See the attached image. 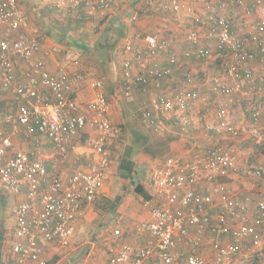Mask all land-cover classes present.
<instances>
[{"label":"crops","instance_id":"crops-1","mask_svg":"<svg viewBox=\"0 0 264 264\" xmlns=\"http://www.w3.org/2000/svg\"><path fill=\"white\" fill-rule=\"evenodd\" d=\"M182 5L181 12H176L172 8V0H114L110 11L94 12L98 19L87 23L92 13L84 9L73 13L60 11L53 4L20 0V8L30 20L28 30H21L20 35L40 39L43 52H49L46 56L49 72L56 76L65 73L71 84L72 98L83 106L95 97L92 82L101 81L111 107L110 118L118 131L116 145L108 146L109 162L102 188L95 203L86 207L84 218L76 222L69 246L64 248L57 242L40 241L43 256L49 264H108L124 245L144 247L148 237L140 235L137 228L140 223L151 219L152 208L160 199L153 185V175L173 157L188 162L207 161L213 150L235 151L238 162L227 176L218 177V181L228 185L237 202H243L246 196L251 198L245 215L250 223L257 215L259 203L264 202V177L258 178L252 172L264 165V98L256 95L246 99L213 92L216 79L233 85L222 69L223 60L214 54L205 64L186 57L198 46L207 47L210 42L206 36L208 28L194 24L195 17L206 15V2L182 0ZM236 9L239 8H229L225 13L235 18L234 30L240 36L245 37V31L248 33L250 30L255 34L260 26H264L263 10H256L249 20L251 27L247 29L241 24L243 11ZM134 16H137L136 21H133ZM84 26L91 27V30L86 32ZM192 30L202 34L195 45L189 40ZM151 35L173 42L179 59L172 76L163 81L162 89L165 92L185 90L199 94L194 110L169 114L162 128L144 118L145 112L152 109V89H133V99L125 94L128 82L139 70L133 55H128L133 68L124 66L128 58L125 47L131 43L136 48L145 49L144 39ZM251 50L255 53L251 67L257 77H262L264 56L253 44ZM158 60L160 66H169L166 54H161ZM26 69L25 63L17 61L21 80ZM190 73L199 77L198 81L188 83L186 76ZM41 92L50 95L45 88ZM23 104L25 102L19 96L0 88V132L12 141L9 156L17 151L23 152L32 160L43 163L49 174L62 179L78 171H90L96 166L98 156L91 147V140L98 138L100 133L93 126L88 125L72 141L70 153L64 159L46 136L39 133L30 135L27 128L19 123V110ZM221 110L225 111L224 120L218 117ZM257 112H260L259 121L255 120ZM11 115L14 120L10 121ZM131 118H135V122H139L146 131L130 132L126 124ZM224 123L233 127L235 132L207 128L208 124L216 129L222 128ZM149 130L155 137H160L159 140H151ZM134 136L138 139L134 140ZM208 185L204 181L188 185L186 189L205 194ZM25 201L27 188L19 194L0 190V264H14L16 207ZM214 204L215 207H206L203 212L204 217L212 218V223L201 244H195L198 238L196 228L189 227V237L178 243L175 251L178 259L174 264H184L186 257L194 254L204 258L207 264H216L213 243L219 241L227 245L235 242L232 236L219 231L216 214L222 207L216 195ZM232 225L238 227L240 224L233 221ZM116 231L120 234L116 235ZM261 232L260 245L255 247L249 240L243 242L234 264H264V228ZM145 264L164 263L156 253Z\"/></svg>","mask_w":264,"mask_h":264},{"label":"built area","instance_id":"built-area-1","mask_svg":"<svg viewBox=\"0 0 264 264\" xmlns=\"http://www.w3.org/2000/svg\"><path fill=\"white\" fill-rule=\"evenodd\" d=\"M30 1L53 4L60 11L77 13L84 9L92 14L108 12L114 3V0ZM205 2L207 13L195 17L194 24L208 28L206 36L210 42L207 47L198 46L186 57L205 64L214 54L223 60L222 69L233 85L216 79L213 84L215 94H231L246 99L261 95L264 98V76L257 77L251 67L255 60L252 44L264 56V26H260L255 34L252 30L248 32L250 35L245 31L246 36L242 37L234 30L235 18L225 13L229 8H239L236 10L243 11L241 24L249 29V20L254 17L256 10L264 11L263 0ZM172 8L181 12L182 0H172ZM136 20L137 16H134L133 21ZM29 23L27 13L20 8V0H0V88L24 100L25 104L19 110V123L27 128L30 135L39 133L46 136L64 159L70 153L72 141L88 125L100 133L98 138L91 140V147L98 156L96 166L90 171H78L62 179L58 175L49 174L43 163L32 160L23 152L17 151L9 156L12 141L0 132V190L19 194L27 188V201L16 207L14 264H49L43 256L40 241L57 242L64 248L69 246L75 234L76 222L84 218L86 207L95 203L102 188L109 162L108 146L113 144L118 131L110 118L111 107L104 92V84L101 81L92 82L95 97L85 106L72 98L69 77L65 73L56 76L49 72L46 60L49 52H43L40 39L20 35L21 30H28ZM189 36L195 45L202 34L192 30ZM144 41L145 49L136 48L131 43L125 47L126 56L133 55L139 66L133 80L128 82L125 94L133 99V89H152V109L145 112L144 118L157 128H162L169 114L194 110L198 105L199 94L185 90L165 92L162 83L172 76L174 66L179 63L173 42L159 40L152 35L146 36ZM161 54L168 56V67L160 66L158 59ZM17 61L25 63L27 67L23 80L18 75ZM124 66L133 68L129 57ZM198 79L192 73L186 76L188 83ZM42 88L49 90L50 95H44ZM218 117L224 120L225 111H219ZM8 119L14 120V116ZM259 119L260 112H257L255 120ZM207 128L235 132L233 127L225 123L222 128L216 129L209 124ZM236 162L238 159L235 151L220 150L211 151L207 161L188 162L178 157L168 159L153 175V185L160 195L158 205L152 208L151 219L140 223L137 228L140 235L148 237L145 246L137 248L124 245L108 264H145L156 253L164 264H174L178 259L175 253L178 243L189 237V227L196 228L198 238L195 244H201L212 223V218L204 217L203 212L206 207H215V195L222 207L216 214L219 231L223 235L232 236L235 241L227 245L219 241L213 243L215 263L234 264L242 251V243L247 240L255 247L259 246L262 241L261 230L264 228V202L259 203L257 215L253 223H250L245 215L252 202L251 198L246 196L243 202H237L228 185L218 181V177L229 174ZM252 172L258 178L264 177V165ZM204 181L209 184L205 194L186 189L188 185ZM233 221L240 225L233 226ZM119 234L116 231V235ZM184 264L207 262L194 254L187 256Z\"/></svg>","mask_w":264,"mask_h":264},{"label":"rangeland","instance_id":"rangeland-1","mask_svg":"<svg viewBox=\"0 0 264 264\" xmlns=\"http://www.w3.org/2000/svg\"><path fill=\"white\" fill-rule=\"evenodd\" d=\"M94 15H96V14H92L91 16H89L90 18H89V20L87 19L86 21H87V23H90V21L91 20H97L98 18H96ZM86 24V23H85ZM84 30L87 32V31H89V30H91V27H86V26H84ZM132 120V121H131ZM131 120H129L128 119V123L126 124V127H128V130H130V132H140V131H142V130H144V131H146L144 128H143V126L141 125V124H139V122H135V118H131ZM132 132V133H133ZM149 134H151V135H149L150 137H151V140H159L158 138H160V137H155V134L154 133H152V131L151 130H149ZM148 133V132H147ZM135 137V136H134ZM128 138V137H127ZM133 138V137H132ZM128 139H130L131 140V138H128ZM135 139H138V138H134V140ZM117 138L114 140V142H113V144L112 145H116V142H117Z\"/></svg>","mask_w":264,"mask_h":264},{"label":"trees","instance_id":"trees-1","mask_svg":"<svg viewBox=\"0 0 264 264\" xmlns=\"http://www.w3.org/2000/svg\"><path fill=\"white\" fill-rule=\"evenodd\" d=\"M148 141V139L146 140V142ZM263 151H264V149H263Z\"/></svg>","mask_w":264,"mask_h":264}]
</instances>
